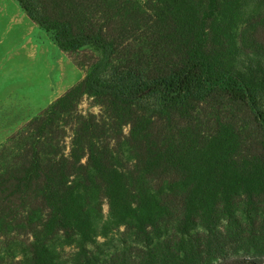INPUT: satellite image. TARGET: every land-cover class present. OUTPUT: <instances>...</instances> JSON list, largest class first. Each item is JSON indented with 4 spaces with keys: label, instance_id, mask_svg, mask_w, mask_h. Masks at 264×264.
<instances>
[{
    "label": "trees",
    "instance_id": "16d2710c",
    "mask_svg": "<svg viewBox=\"0 0 264 264\" xmlns=\"http://www.w3.org/2000/svg\"><path fill=\"white\" fill-rule=\"evenodd\" d=\"M14 1L91 59L0 169V264H264V0ZM215 90L240 108L231 125L121 161L156 106ZM85 96L105 98L98 114L78 111Z\"/></svg>",
    "mask_w": 264,
    "mask_h": 264
},
{
    "label": "rangeland",
    "instance_id": "374dc122",
    "mask_svg": "<svg viewBox=\"0 0 264 264\" xmlns=\"http://www.w3.org/2000/svg\"><path fill=\"white\" fill-rule=\"evenodd\" d=\"M90 56L89 50L78 55L60 50L51 36L29 20L14 0H0V169H5L9 156L16 153L15 136L84 78L86 72L79 63L91 59ZM171 56L172 53L162 52L153 60L159 59L163 65ZM104 101L102 96H85L78 111L84 115L98 114ZM236 107L219 90L198 100H183L181 104L162 103L155 107V123L140 144L127 137L119 142V157L125 165L135 168L141 166L149 151L170 146L186 148L192 142H202L214 135L221 124H232ZM124 134L127 135V129ZM69 144L67 137L66 152ZM102 209L106 216L105 203ZM14 260L4 258L2 262L14 264ZM240 261L241 257L232 256L223 264H240Z\"/></svg>",
    "mask_w": 264,
    "mask_h": 264
},
{
    "label": "crops",
    "instance_id": "0c3cea01",
    "mask_svg": "<svg viewBox=\"0 0 264 264\" xmlns=\"http://www.w3.org/2000/svg\"><path fill=\"white\" fill-rule=\"evenodd\" d=\"M17 4V3H16ZM18 5V4H17ZM21 9V8H20ZM22 10V9H21ZM24 13V12H23ZM25 14V13H24ZM26 16V15H25ZM27 17V16H26Z\"/></svg>",
    "mask_w": 264,
    "mask_h": 264
}]
</instances>
